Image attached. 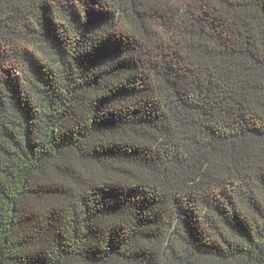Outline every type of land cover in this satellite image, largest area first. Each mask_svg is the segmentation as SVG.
Instances as JSON below:
<instances>
[{
	"label": "trees",
	"instance_id": "1",
	"mask_svg": "<svg viewBox=\"0 0 264 264\" xmlns=\"http://www.w3.org/2000/svg\"><path fill=\"white\" fill-rule=\"evenodd\" d=\"M0 264H264V0H0Z\"/></svg>",
	"mask_w": 264,
	"mask_h": 264
}]
</instances>
